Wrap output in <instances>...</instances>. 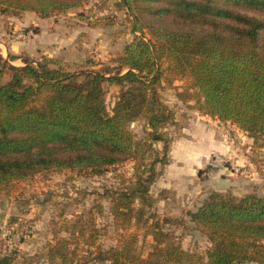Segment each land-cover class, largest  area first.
<instances>
[{"label": "trees", "instance_id": "1", "mask_svg": "<svg viewBox=\"0 0 264 264\" xmlns=\"http://www.w3.org/2000/svg\"><path fill=\"white\" fill-rule=\"evenodd\" d=\"M122 1L133 16V32L141 34L121 58L125 72H70L68 63L47 57L0 67V190L44 171H101L144 156L152 145L141 147L130 125L145 118L149 136L162 141L158 131L171 120L157 89L162 57L174 62L178 76L194 80L209 115L264 140V0ZM84 2L0 0V11L50 18ZM146 31L156 42L144 38ZM105 83L124 88L112 115ZM157 161L139 171L136 188L120 194L128 211L137 196L148 203ZM191 216L211 243L205 264H264V198L214 193ZM149 227L156 246L147 259L135 254L133 238L109 252L111 263L204 264L165 243L158 222Z\"/></svg>", "mask_w": 264, "mask_h": 264}, {"label": "rangeland", "instance_id": "2", "mask_svg": "<svg viewBox=\"0 0 264 264\" xmlns=\"http://www.w3.org/2000/svg\"><path fill=\"white\" fill-rule=\"evenodd\" d=\"M50 18L60 25L57 45L64 41L62 49L72 54L64 61L69 65L65 70L106 76L126 71L121 58L141 34L133 32V16L122 0H85L79 8ZM42 19L35 12L0 11V67L4 61L14 65L18 59L36 63L46 58L37 50ZM144 38L156 42L148 31ZM160 65L162 80L157 89L171 114L158 131L163 140L154 141L147 120L141 118L130 130L141 147L152 148L139 160L131 158L101 171H44L1 189L0 261L112 264L109 252L133 238L135 254L147 259L156 246L149 227L156 221L166 235L165 243L178 245L205 264L211 243L191 214L214 193L264 198V140L256 141L237 124L209 115L194 80L178 76L167 57L161 58ZM9 79L8 74L5 80ZM123 90L104 84L110 115ZM218 140L226 152L213 150ZM155 160L159 161L154 165L148 203L137 196L128 211L120 194L136 188L139 171Z\"/></svg>", "mask_w": 264, "mask_h": 264}, {"label": "crops", "instance_id": "3", "mask_svg": "<svg viewBox=\"0 0 264 264\" xmlns=\"http://www.w3.org/2000/svg\"><path fill=\"white\" fill-rule=\"evenodd\" d=\"M31 15V14H28ZM51 18H43L41 20V29L39 30V33L36 37L37 39V47L41 53L46 57H58L63 61H68L71 53L65 52L62 48H65L66 43L64 41H61L59 45H57V36H58V26L55 22H50ZM44 34V35H43ZM50 40L51 42H47L46 40ZM65 43V44H62ZM30 51V50H29ZM19 59L15 61L14 65L21 66L24 65V63ZM213 150L221 151V153L226 152V148L224 147L222 141L218 140L215 144Z\"/></svg>", "mask_w": 264, "mask_h": 264}]
</instances>
